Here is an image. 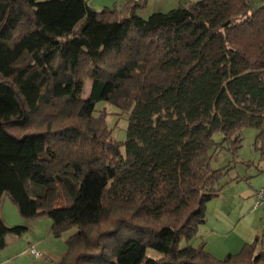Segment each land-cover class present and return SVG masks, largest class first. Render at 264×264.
Masks as SVG:
<instances>
[{
	"label": "trees",
	"instance_id": "trees-1",
	"mask_svg": "<svg viewBox=\"0 0 264 264\" xmlns=\"http://www.w3.org/2000/svg\"><path fill=\"white\" fill-rule=\"evenodd\" d=\"M144 3L0 0V202L55 238L75 229L59 264H264L258 238L223 260L178 246L220 193L212 135L232 153L244 127L264 142V0ZM98 102L127 116L123 143ZM25 231L0 216V249Z\"/></svg>",
	"mask_w": 264,
	"mask_h": 264
},
{
	"label": "rangeland",
	"instance_id": "rangeland-1",
	"mask_svg": "<svg viewBox=\"0 0 264 264\" xmlns=\"http://www.w3.org/2000/svg\"><path fill=\"white\" fill-rule=\"evenodd\" d=\"M102 1L88 0V3L100 11L105 5L108 8L121 9L128 0H105L108 1L106 4ZM197 1L200 0H145L136 13L147 18L152 13H165L178 7H188ZM89 87L90 81L86 80L82 94L84 98ZM95 108L99 114L106 116L112 139L123 143L126 139L127 116L121 115L115 107L105 102H98ZM43 113L51 115L53 112L48 110ZM257 133L254 128L244 127L240 131V147L234 153L226 149L222 132L217 131L212 135L216 147L211 153L210 165L213 169H222L225 172L218 183L220 193L206 203L205 219L198 227V238L190 242L182 238L179 248L188 244L197 247L204 243V249L208 253L223 260L229 254L238 253L246 243H252L258 238L256 251L264 250V204L256 206L254 195L264 188V142H256ZM8 218L9 222H4L7 227L22 226L26 231L19 237H13V242L8 240L7 245L0 249V264H59L67 251L66 239L75 229L55 238L51 234V220L47 216L31 220L18 216L19 224L13 216L8 215ZM31 248L42 253V256L35 258L30 255ZM146 256L159 259L161 254L148 248Z\"/></svg>",
	"mask_w": 264,
	"mask_h": 264
},
{
	"label": "crops",
	"instance_id": "crops-1",
	"mask_svg": "<svg viewBox=\"0 0 264 264\" xmlns=\"http://www.w3.org/2000/svg\"><path fill=\"white\" fill-rule=\"evenodd\" d=\"M86 2L88 3V0H86ZM102 2H104V4L108 3V1H105V0H103ZM105 7H107V5H105ZM13 212H15L16 214H13ZM8 215L13 216L14 220H16V222H18L17 224L20 223V221L17 218L20 215H19V213L17 211L16 206L7 197L3 196L2 199H1V202H0V216L2 217V219H3V221L5 223H8L9 220H10L8 218ZM13 237H15V236H13L12 234H10V235L5 234L4 235L3 240H4L5 246L7 245L8 240H10V242H13V240H14ZM39 243H40V241H38V244Z\"/></svg>",
	"mask_w": 264,
	"mask_h": 264
},
{
	"label": "built area",
	"instance_id": "built-area-1",
	"mask_svg": "<svg viewBox=\"0 0 264 264\" xmlns=\"http://www.w3.org/2000/svg\"><path fill=\"white\" fill-rule=\"evenodd\" d=\"M255 200H256V206H259L261 204H264V188L260 189L259 191L255 192ZM29 254L32 255L35 258H39L42 256V253L37 252L33 248L29 250Z\"/></svg>",
	"mask_w": 264,
	"mask_h": 264
}]
</instances>
